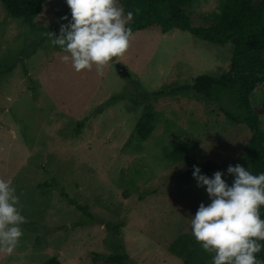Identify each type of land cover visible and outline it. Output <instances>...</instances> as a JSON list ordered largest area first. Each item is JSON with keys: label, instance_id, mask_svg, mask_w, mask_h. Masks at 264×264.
I'll list each match as a JSON object with an SVG mask.
<instances>
[{"label": "rangeland", "instance_id": "obj_1", "mask_svg": "<svg viewBox=\"0 0 264 264\" xmlns=\"http://www.w3.org/2000/svg\"><path fill=\"white\" fill-rule=\"evenodd\" d=\"M223 2L193 0L192 24L210 25ZM65 15V0H46L24 23L0 0V178L13 181L27 221L0 264H42L53 255L62 264H104L115 255L127 264H212L214 253L190 225L210 199L206 186L187 179L185 163L238 159L251 132L224 116V96L167 90L220 76L231 46L153 25L134 32L125 53L99 72H76L48 35L59 34ZM250 99L264 129V83ZM148 113L153 130L141 139L136 124ZM219 171L231 185L233 175Z\"/></svg>", "mask_w": 264, "mask_h": 264}, {"label": "clouds", "instance_id": "obj_2", "mask_svg": "<svg viewBox=\"0 0 264 264\" xmlns=\"http://www.w3.org/2000/svg\"><path fill=\"white\" fill-rule=\"evenodd\" d=\"M71 13L61 17L59 34L49 32L50 43L67 53L60 60L71 62L76 72L96 65L99 72L109 60L128 49L132 29L131 11L124 13L118 0H65ZM231 185L222 171L211 177L193 166L197 185L206 186L210 203L201 202L191 216V233L201 248L214 253L212 264H261L257 253L264 248V172L253 174L240 164L228 165ZM11 179L0 178V252L11 254L26 223Z\"/></svg>", "mask_w": 264, "mask_h": 264}, {"label": "trees", "instance_id": "obj_3", "mask_svg": "<svg viewBox=\"0 0 264 264\" xmlns=\"http://www.w3.org/2000/svg\"><path fill=\"white\" fill-rule=\"evenodd\" d=\"M13 18L24 23H32L41 12L46 0H1ZM193 0H121L126 14L133 13L129 25L132 33L158 25L163 33L180 29L189 31L195 37L211 44L231 46L232 56L228 68L220 76L198 75L190 82L171 87L169 93H192L205 99L224 96L230 106H222L226 118L235 124L245 123L251 132L245 153L238 159L228 158L217 163L211 160L186 162L187 179L192 176L193 166L200 167L208 176L228 165L240 164L253 174L264 172V129L260 127V109L254 108L250 95L258 83H264V0H224L220 12L211 15L208 26H194L187 13ZM56 46V45H55ZM57 49L61 50L59 46ZM160 92H163L161 90ZM264 108V107H262ZM261 108V109H262ZM152 113L146 114L136 124V132L146 139L153 130ZM47 185V183H46ZM69 204L84 210L85 206L70 199ZM264 218V207L260 208ZM264 244V241L261 242ZM264 264V248L257 253ZM123 255L109 256L104 264H127ZM42 264H62L57 255L46 259Z\"/></svg>", "mask_w": 264, "mask_h": 264}, {"label": "water", "instance_id": "obj_4", "mask_svg": "<svg viewBox=\"0 0 264 264\" xmlns=\"http://www.w3.org/2000/svg\"><path fill=\"white\" fill-rule=\"evenodd\" d=\"M120 68H121V72L124 73L125 68L122 66Z\"/></svg>", "mask_w": 264, "mask_h": 264}]
</instances>
